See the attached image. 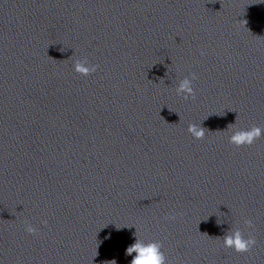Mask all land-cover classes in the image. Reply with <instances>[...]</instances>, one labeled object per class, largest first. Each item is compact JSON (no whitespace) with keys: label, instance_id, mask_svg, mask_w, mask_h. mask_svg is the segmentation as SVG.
<instances>
[{"label":"water","instance_id":"1","mask_svg":"<svg viewBox=\"0 0 264 264\" xmlns=\"http://www.w3.org/2000/svg\"><path fill=\"white\" fill-rule=\"evenodd\" d=\"M254 125L264 0L25 2L0 18V264H130L137 238L169 264H264V133L229 143ZM236 229L250 252L223 246Z\"/></svg>","mask_w":264,"mask_h":264},{"label":"clouds","instance_id":"2","mask_svg":"<svg viewBox=\"0 0 264 264\" xmlns=\"http://www.w3.org/2000/svg\"><path fill=\"white\" fill-rule=\"evenodd\" d=\"M203 55V52H201ZM97 65L89 64L87 60H78L75 62L74 71L82 76H88L97 71ZM191 78L184 77L180 80L179 86L176 89V94L181 96L183 99L188 100L189 98L195 99V90L192 86L193 81L197 79L195 73H191ZM188 132L197 140L205 137V130L196 124L188 125ZM264 129L259 126H252L247 130L239 129L233 131L229 136V143L235 147L251 146L258 140ZM176 215H169L166 219L174 221ZM46 223V221H45ZM245 224L249 228H254L251 220H246ZM25 231L29 234L35 235L37 229L34 228L30 223L25 222ZM256 239L251 233L245 238L241 230L236 229L224 236L223 246L225 248H231L237 253H247L255 246ZM162 243L159 241H151L145 243L143 240L136 239V241L126 249V255L131 256L133 252L136 255L130 261V264H169L165 253L161 250Z\"/></svg>","mask_w":264,"mask_h":264}]
</instances>
